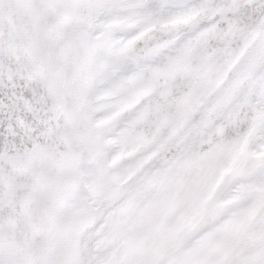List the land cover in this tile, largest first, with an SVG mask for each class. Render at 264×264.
Listing matches in <instances>:
<instances>
[{
  "label": "snow or ice",
  "instance_id": "1",
  "mask_svg": "<svg viewBox=\"0 0 264 264\" xmlns=\"http://www.w3.org/2000/svg\"><path fill=\"white\" fill-rule=\"evenodd\" d=\"M0 264H264V0H0Z\"/></svg>",
  "mask_w": 264,
  "mask_h": 264
}]
</instances>
